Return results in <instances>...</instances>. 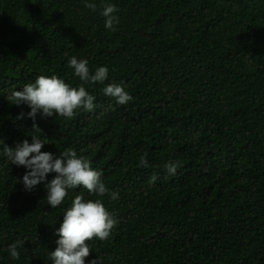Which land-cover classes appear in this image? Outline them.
<instances>
[{"label":"trees","instance_id":"obj_1","mask_svg":"<svg viewBox=\"0 0 264 264\" xmlns=\"http://www.w3.org/2000/svg\"><path fill=\"white\" fill-rule=\"evenodd\" d=\"M103 4L118 8L115 31ZM72 56L109 69L104 84H83L98 107L38 115L32 131L30 108L7 95L39 75L81 86ZM109 83L134 99L117 104ZM32 135L55 157H87L118 198L78 187L51 208L0 145V264H52L77 195L102 199L119 222L90 242L85 264H264V0H0V140L14 148ZM169 161L180 162L175 175ZM17 240L18 260L8 252Z\"/></svg>","mask_w":264,"mask_h":264},{"label":"clouds","instance_id":"obj_2","mask_svg":"<svg viewBox=\"0 0 264 264\" xmlns=\"http://www.w3.org/2000/svg\"><path fill=\"white\" fill-rule=\"evenodd\" d=\"M85 7L93 12L97 10L95 3H86ZM117 12L118 8L114 4L102 5L100 14L105 18L107 29L116 30L114 25L119 23L115 15ZM88 64L87 59H78L76 56H72L68 61V67L73 69L74 75L82 82L79 87L70 86L56 75H39L34 83L25 84L20 91H12L7 95V99L17 106L27 105L30 108L27 116L33 121L32 131L38 132H41L36 123L38 115L41 119L59 116L71 120L81 110L93 112L98 107L95 103L96 97L91 95L83 84H104L108 80L109 69L106 66L98 67L93 73ZM103 93L119 105H126L134 99L118 83L107 84ZM23 116L24 113H21L18 118ZM31 141L29 143L28 139H24L13 148L0 140V145H3V154L11 164L27 170L19 181L24 189L31 192L43 184L47 190V203L51 208L60 206L68 196L69 190L78 187L97 197L109 195L113 200L118 198V193L110 191L102 180V172L94 169L87 157L78 155L72 148L55 157L51 152L42 151L46 144L43 139L32 135ZM139 166L148 167L146 155L140 157ZM180 166L179 161H169L164 168L169 175H175ZM49 174H54L50 180ZM157 179L158 177L153 175L150 182L154 183ZM118 223L102 199H85L82 195H77L63 214V222L55 233L59 237L56 240L57 247L50 252L49 259L52 264H85L86 258L91 254L90 242L94 239L108 240ZM23 245L22 240L9 245L8 252L12 259L20 258L18 248ZM90 264H99V260L93 259Z\"/></svg>","mask_w":264,"mask_h":264}]
</instances>
